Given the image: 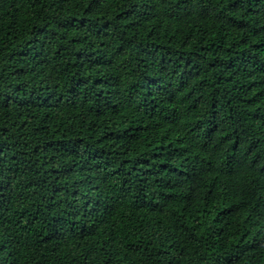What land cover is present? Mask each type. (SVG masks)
<instances>
[{
    "label": "trees",
    "instance_id": "trees-1",
    "mask_svg": "<svg viewBox=\"0 0 264 264\" xmlns=\"http://www.w3.org/2000/svg\"><path fill=\"white\" fill-rule=\"evenodd\" d=\"M0 264H264V0H0Z\"/></svg>",
    "mask_w": 264,
    "mask_h": 264
}]
</instances>
